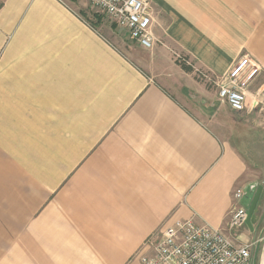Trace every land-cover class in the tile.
<instances>
[{"label": "crops", "instance_id": "obj_1", "mask_svg": "<svg viewBox=\"0 0 264 264\" xmlns=\"http://www.w3.org/2000/svg\"><path fill=\"white\" fill-rule=\"evenodd\" d=\"M67 1L0 3V264H143L189 218L264 264V0H148L157 41L122 29L131 58ZM242 54L262 70L235 112L199 72ZM258 186L252 228L226 230Z\"/></svg>", "mask_w": 264, "mask_h": 264}, {"label": "built area", "instance_id": "obj_2", "mask_svg": "<svg viewBox=\"0 0 264 264\" xmlns=\"http://www.w3.org/2000/svg\"><path fill=\"white\" fill-rule=\"evenodd\" d=\"M90 4L115 25L123 28L142 48L151 49L157 39L153 34V8L148 0H89ZM262 70L250 55L242 54L227 73L211 78L201 76L217 88L220 103L235 112L246 110L248 91ZM264 91L257 92L259 101ZM255 101V102H256ZM246 189L237 187L231 193L232 204L227 213L225 228L233 231L245 225L247 207L242 201ZM253 243H235L223 230L198 224L193 218L177 220L168 225L161 237L151 244L152 253L141 257L143 264H253Z\"/></svg>", "mask_w": 264, "mask_h": 264}, {"label": "rangeland", "instance_id": "obj_3", "mask_svg": "<svg viewBox=\"0 0 264 264\" xmlns=\"http://www.w3.org/2000/svg\"><path fill=\"white\" fill-rule=\"evenodd\" d=\"M67 1V0H64ZM77 1V0H74ZM2 0H0V3ZM68 2V1H67ZM83 5L82 8H76L77 11H83V18L87 23H92V25H106L109 30L104 31L99 28V26H96L100 29V32L107 38V40L112 43L121 53H123L128 58H131V53L129 50V45L127 39L124 37V31L123 28L115 25L112 21L107 19L106 16L101 14L100 22L97 21L96 18L93 17V14L95 13L94 10H91L89 3L87 0H82ZM83 9V10H82ZM86 10V11H85Z\"/></svg>", "mask_w": 264, "mask_h": 264}, {"label": "water", "instance_id": "obj_4", "mask_svg": "<svg viewBox=\"0 0 264 264\" xmlns=\"http://www.w3.org/2000/svg\"><path fill=\"white\" fill-rule=\"evenodd\" d=\"M261 186H258L250 200V203L247 207V217H246V225L251 229L252 225H251V217L254 213L255 207L257 205L260 193H261Z\"/></svg>", "mask_w": 264, "mask_h": 264}, {"label": "trees", "instance_id": "obj_5", "mask_svg": "<svg viewBox=\"0 0 264 264\" xmlns=\"http://www.w3.org/2000/svg\"><path fill=\"white\" fill-rule=\"evenodd\" d=\"M98 22H100L101 16L99 14L94 15ZM96 26V25H95ZM186 70H190L188 67H184Z\"/></svg>", "mask_w": 264, "mask_h": 264}]
</instances>
